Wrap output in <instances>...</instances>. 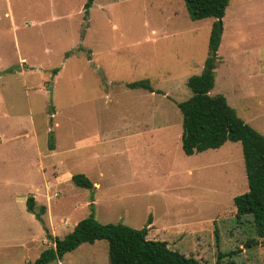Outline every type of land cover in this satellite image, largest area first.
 <instances>
[{"label": "rangeland", "instance_id": "374dc122", "mask_svg": "<svg viewBox=\"0 0 264 264\" xmlns=\"http://www.w3.org/2000/svg\"><path fill=\"white\" fill-rule=\"evenodd\" d=\"M86 2L0 0V264H31L93 204L102 223L139 229L152 216L149 238L203 264L238 249L221 264H264V246H246L251 218L234 211L248 190L242 144L182 147L178 103L216 19L191 20L185 0H96L87 20ZM222 29L211 93L264 134V0H231ZM144 79L154 92L126 86ZM77 173L94 187L77 186ZM112 254L101 239L49 264H113Z\"/></svg>", "mask_w": 264, "mask_h": 264}, {"label": "trees", "instance_id": "16d2710c", "mask_svg": "<svg viewBox=\"0 0 264 264\" xmlns=\"http://www.w3.org/2000/svg\"><path fill=\"white\" fill-rule=\"evenodd\" d=\"M95 1L87 0L85 3L87 20ZM230 2L231 0H185L191 20L214 17L216 21L210 36V56L206 59L202 71L187 79L192 95L178 103L183 113L182 147L186 155H193L196 152L220 148L227 141L242 144L248 190L234 197V211L241 222L251 218V228L256 237H249L246 246H264V134L243 120L225 96L211 93L215 87L218 67L217 56L213 54L219 50L223 34L220 19L225 17ZM58 71L59 68L54 69L55 73ZM126 86L131 89L155 91L149 79L128 82ZM50 138L53 149V134ZM72 179L79 187H94L92 180L84 173L73 174ZM35 207L36 199L31 195L27 199V208L44 223L42 216L46 207L42 206L38 212ZM92 210L93 213L79 221L65 237L55 236L54 246L44 249L31 264H49L62 259L66 253L85 242L94 243L101 239L110 240L114 253L113 264H203L192 256L172 249L167 241L149 238L152 216L149 217L147 225L137 229L122 222L102 223L95 218L94 204ZM48 236L52 238L51 234ZM239 251L241 249L220 253L217 264H221L226 255L232 257Z\"/></svg>", "mask_w": 264, "mask_h": 264}, {"label": "water", "instance_id": "95a60500", "mask_svg": "<svg viewBox=\"0 0 264 264\" xmlns=\"http://www.w3.org/2000/svg\"><path fill=\"white\" fill-rule=\"evenodd\" d=\"M220 23H221V28H222L223 18L220 19ZM50 92L51 94H53V84L50 85Z\"/></svg>", "mask_w": 264, "mask_h": 264}]
</instances>
